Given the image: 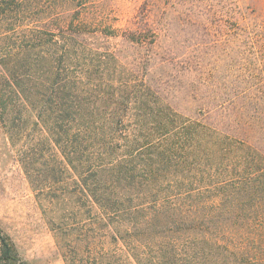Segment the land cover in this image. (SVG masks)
Returning <instances> with one entry per match:
<instances>
[{
  "label": "rangeland",
  "instance_id": "rangeland-1",
  "mask_svg": "<svg viewBox=\"0 0 264 264\" xmlns=\"http://www.w3.org/2000/svg\"><path fill=\"white\" fill-rule=\"evenodd\" d=\"M0 71L30 102L0 121V237L13 264H66L71 219H58L72 208L81 264H264L263 203L238 191L264 168V0H0ZM60 118L83 139L76 166H134L123 211L67 203L71 173L36 124ZM183 125L200 130L193 148L174 147ZM246 147L260 160L250 169Z\"/></svg>",
  "mask_w": 264,
  "mask_h": 264
},
{
  "label": "trees",
  "instance_id": "trees-1",
  "mask_svg": "<svg viewBox=\"0 0 264 264\" xmlns=\"http://www.w3.org/2000/svg\"><path fill=\"white\" fill-rule=\"evenodd\" d=\"M24 66V63H16L12 66L13 74H11L12 78L18 77V70ZM3 75L0 71V121L4 123L5 120H8L12 115L18 116L21 118L23 115H27L29 111H27L28 106L30 104L28 96H25L27 92L24 87H20V85H16L9 80L8 74ZM60 121L64 122L63 125L59 127L54 124V120L47 119L42 121V123H36L37 126L40 127L41 130H45L47 134V138L43 141V144H52L54 143L58 148L59 153L61 154L63 160L60 161L59 166L63 168L64 171L67 173H71V184L76 189L74 190V196H76L73 201L72 197H67V203L79 204L78 211H82V207L86 208L88 212L92 213L97 217L98 214L96 212L104 213L107 211H123L125 202L129 199V196L132 195L134 190L136 189L137 185L134 182H127L125 177L128 175L131 176L134 166L131 167L129 165L130 162L127 161H120L113 165V168H106L103 164L100 166L94 167L90 169L89 166L86 165L84 162L83 164L80 163V167L76 166L73 163V158H70L73 154H76L77 148L74 146L81 147L82 140H78L75 143L72 142L70 139L71 134L70 131L72 127H69L67 122H71L69 118H60ZM82 122V121H81ZM169 123L166 119H161L158 124L161 125V128H164ZM199 127V126H198ZM89 129L87 125L79 124L78 125V132L80 134H85V132ZM178 134L177 139L174 142V147L182 146L185 143L190 142V146L193 148L196 144L194 138H197L198 133L200 130H197L195 125H183V126H176L172 128ZM176 135V134H175ZM104 141H102L101 146H99V150L103 146ZM62 144V145H61ZM133 144V143H132ZM98 144L95 143V146ZM94 146V147H95ZM173 147V148H174ZM175 148V149H177ZM249 150H246V154H250V157L246 158L249 161H246L245 167L250 169L256 166L257 162H260L259 158L256 159L257 156L254 152L252 153L249 147H246ZM96 150V148H95ZM134 151V150H132ZM130 153L131 160H137V156L134 153ZM164 152L167 150L163 149ZM233 148L228 147L224 154H222V162H227L224 166V171L222 175L224 178L231 177L232 173L235 169L233 166ZM78 154H80L78 152ZM95 156V155H94ZM210 156V155H209ZM213 157H216L215 155ZM78 161L81 160V156H78ZM89 160V159H88ZM210 160V157L207 158ZM251 160V161H250ZM258 160V161H257ZM127 162V163H125ZM23 164V163H22ZM140 168L139 166H137ZM258 168V166H257ZM88 172L93 178L87 180L88 178H83V171ZM91 171V172H90ZM222 171V170H221ZM152 172V171H150ZM258 175L256 178H253L250 181H244V187L238 189L240 191V195L244 199L254 198L259 205L263 203L261 208V213L259 215L261 225L264 226V168L258 169ZM133 176V175H132ZM74 179V180H73ZM62 185L67 187L69 184L62 181ZM223 189V190H222ZM62 190V189H61ZM220 196L222 194V200L228 202L229 204L233 205L234 195H235V188L234 184H227L225 183L224 187H221ZM64 191V190H63ZM231 200V201H230ZM68 216L70 217V223H66L62 225V229L60 230V240H64V248L65 254L64 259L66 264H81L83 261L82 259L78 258V248L77 244L74 243L72 235L78 231L80 228H75L73 226V220H78L80 218L79 213L74 212V208L71 211L67 212L65 216L58 219L59 222H64L67 220ZM96 222H92L91 225H95ZM77 226V225H76ZM87 227V226H85ZM88 235V234H87ZM84 235V248L86 247L89 242V236ZM12 250L10 246L7 244L5 239L0 237V264H11L13 262L12 259ZM13 264V263H12Z\"/></svg>",
  "mask_w": 264,
  "mask_h": 264
}]
</instances>
